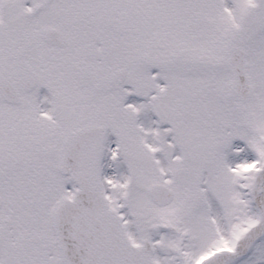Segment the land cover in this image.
I'll return each instance as SVG.
<instances>
[{"label": "snow or ice", "instance_id": "snow-or-ice-1", "mask_svg": "<svg viewBox=\"0 0 264 264\" xmlns=\"http://www.w3.org/2000/svg\"><path fill=\"white\" fill-rule=\"evenodd\" d=\"M0 264H264V0H0Z\"/></svg>", "mask_w": 264, "mask_h": 264}]
</instances>
